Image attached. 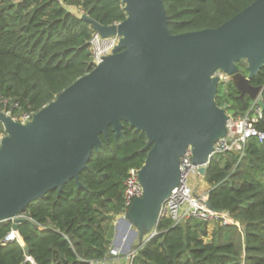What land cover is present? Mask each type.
Listing matches in <instances>:
<instances>
[{
  "label": "trees",
  "instance_id": "obj_1",
  "mask_svg": "<svg viewBox=\"0 0 264 264\" xmlns=\"http://www.w3.org/2000/svg\"><path fill=\"white\" fill-rule=\"evenodd\" d=\"M254 1L163 0L167 28L172 35L218 28ZM68 8L102 26L126 17L121 0H0V109L8 100L13 113H36L92 70L93 29ZM237 66L247 75L245 62ZM251 84L263 88L264 102V66ZM238 96L230 81L220 82L215 102L229 103L237 117L252 104ZM122 126L118 138L111 125L100 135L99 150L79 174L82 187L70 180L60 193L49 191L24 210L20 240L5 243L12 221L0 223V264H92L105 257L111 237L103 222L120 213L127 173L140 168L147 153L145 134L127 122ZM255 127L264 133V111ZM204 180L211 210L228 213L234 224L162 218L133 264H264V140L252 137L240 153L213 156Z\"/></svg>",
  "mask_w": 264,
  "mask_h": 264
},
{
  "label": "water",
  "instance_id": "obj_2",
  "mask_svg": "<svg viewBox=\"0 0 264 264\" xmlns=\"http://www.w3.org/2000/svg\"><path fill=\"white\" fill-rule=\"evenodd\" d=\"M125 19L102 26L85 14L102 38L118 44L89 73L78 78L31 120L20 124L0 112L6 136L0 140V223L12 231L27 221L24 210L47 192L74 180L86 168L100 135L122 122L146 136L138 170L142 196L133 200L127 222L134 227L133 249L149 239L161 209L181 181L180 158L204 177L214 144L226 135L227 105L215 102V73L225 74L239 92L264 111L262 87L251 80L264 66V0H255L218 28L170 34L163 0H121ZM245 62L247 75L237 63ZM208 209L210 204L205 202ZM149 235L147 240L145 238ZM20 240V238H19ZM26 260L29 247L23 246Z\"/></svg>",
  "mask_w": 264,
  "mask_h": 264
},
{
  "label": "built area",
  "instance_id": "obj_3",
  "mask_svg": "<svg viewBox=\"0 0 264 264\" xmlns=\"http://www.w3.org/2000/svg\"><path fill=\"white\" fill-rule=\"evenodd\" d=\"M118 41L119 38L117 37L102 38L93 30L89 39L92 69L101 62L103 56H108L112 53ZM222 74L220 71L215 73V76L221 82ZM1 105L0 112H3L11 120L20 124H25L31 120L33 113H13L9 107L8 100H2ZM15 107L16 105H14ZM262 112L261 108L255 102H252L244 115L230 117V120L226 124V135L214 144L212 157L228 152L240 153L243 145L252 137L263 141L264 133L258 131L255 127V124L262 116ZM138 170L139 168L130 169L123 182V205L120 213L115 218L114 239L111 241L105 257L92 264H133V260L137 254V250L133 249L136 237L133 235L134 227L127 222V214L133 200L142 196V188L138 180ZM180 171V184L163 203L161 209L162 218H171L175 223L189 218H197L208 222L220 221L222 224H234L228 213L215 212L208 209L205 205L206 197L199 196L189 183L191 176H201L191 162L189 150L180 158ZM156 233L157 230L154 229L149 239ZM15 238L19 239L18 234L11 231L4 239V242L13 241Z\"/></svg>",
  "mask_w": 264,
  "mask_h": 264
},
{
  "label": "rangeland",
  "instance_id": "obj_4",
  "mask_svg": "<svg viewBox=\"0 0 264 264\" xmlns=\"http://www.w3.org/2000/svg\"><path fill=\"white\" fill-rule=\"evenodd\" d=\"M15 1H19V0H15ZM68 9L72 12V14H74L76 16H80L81 15V12L78 9H76V8H68ZM221 76H222L221 80H222L223 83H227V82L230 81L229 78L225 74L224 75L222 74ZM225 105H227V111H226L227 114L230 117H234V111L230 109L231 108L230 104L226 103V104H224V106ZM224 106H222V107H224ZM5 136H6V133L0 134V140L3 139ZM199 178H200V180H199ZM189 183L191 184L193 189L199 194V196H201V197L204 196L205 197L209 187L206 184H204L203 179H201L200 176H195V175L191 176L190 179H189ZM103 224L108 227L107 228V233L111 237L112 234H113V229H114L113 220L110 221V222L109 221H105V222H103ZM213 227H214V225H212V224L209 225L208 230L211 231ZM134 260H133V262H134Z\"/></svg>",
  "mask_w": 264,
  "mask_h": 264
},
{
  "label": "crops",
  "instance_id": "obj_5",
  "mask_svg": "<svg viewBox=\"0 0 264 264\" xmlns=\"http://www.w3.org/2000/svg\"><path fill=\"white\" fill-rule=\"evenodd\" d=\"M200 177H201V179H203L204 184H206L209 187V185L205 182L204 177H202V176H200ZM199 180H200V178H199ZM208 190H207V192H208ZM205 197H206V195H205ZM113 226H114V229H113V234H112V236L110 238L111 241L114 239V234H115V220L113 221ZM148 237H149V235H147V237L145 238V240H147Z\"/></svg>",
  "mask_w": 264,
  "mask_h": 264
}]
</instances>
